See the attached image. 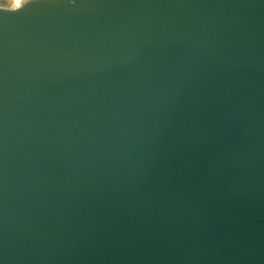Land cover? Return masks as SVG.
<instances>
[{"label": "water", "instance_id": "95a60500", "mask_svg": "<svg viewBox=\"0 0 264 264\" xmlns=\"http://www.w3.org/2000/svg\"><path fill=\"white\" fill-rule=\"evenodd\" d=\"M0 0V264H264V0Z\"/></svg>", "mask_w": 264, "mask_h": 264}, {"label": "bare ground", "instance_id": "6f19581e", "mask_svg": "<svg viewBox=\"0 0 264 264\" xmlns=\"http://www.w3.org/2000/svg\"><path fill=\"white\" fill-rule=\"evenodd\" d=\"M13 3H14V4H18V3H17V0H13Z\"/></svg>", "mask_w": 264, "mask_h": 264}]
</instances>
